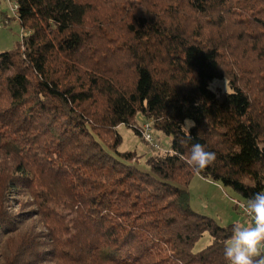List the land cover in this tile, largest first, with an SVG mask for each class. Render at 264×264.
Here are the masks:
<instances>
[{
	"label": "trees",
	"instance_id": "obj_1",
	"mask_svg": "<svg viewBox=\"0 0 264 264\" xmlns=\"http://www.w3.org/2000/svg\"><path fill=\"white\" fill-rule=\"evenodd\" d=\"M15 3L25 34L0 53V264H226L233 224L193 209L181 157L200 143L217 156L201 176L246 202L264 191V0ZM139 114L172 136L151 171L118 151L117 128L139 133Z\"/></svg>",
	"mask_w": 264,
	"mask_h": 264
},
{
	"label": "rangeland",
	"instance_id": "obj_2",
	"mask_svg": "<svg viewBox=\"0 0 264 264\" xmlns=\"http://www.w3.org/2000/svg\"><path fill=\"white\" fill-rule=\"evenodd\" d=\"M14 2L15 0H0V24L3 26L0 29V53L14 49L25 34L16 11L12 9ZM209 86L215 91H232L227 79H213L210 81ZM144 121L143 115L139 114L136 122L133 123L139 126ZM117 130L123 138L118 151L136 152L137 159L133 162L145 171H151V167L147 163V159L150 156L158 152H165L171 148L172 136L160 130L155 129L154 135L161 149L153 148L144 140L141 133H137L133 127L127 124L119 125ZM189 191L193 209L213 217L220 225L229 226L236 222H247L248 218L242 214L239 207L241 203H246V201L231 187H226L218 182L206 179L200 174H196L189 183ZM11 205H14V202H11ZM211 242V234L205 232L195 244L193 251L198 252Z\"/></svg>",
	"mask_w": 264,
	"mask_h": 264
},
{
	"label": "clouds",
	"instance_id": "obj_3",
	"mask_svg": "<svg viewBox=\"0 0 264 264\" xmlns=\"http://www.w3.org/2000/svg\"><path fill=\"white\" fill-rule=\"evenodd\" d=\"M192 127H195V122L191 120L181 125V129L189 134V140L192 138ZM181 159L194 174H200L215 164L217 156L202 144L193 143L190 154ZM239 207L248 219L246 223L236 222L232 225L231 237L223 249L226 264H264V191L255 192Z\"/></svg>",
	"mask_w": 264,
	"mask_h": 264
},
{
	"label": "built area",
	"instance_id": "obj_4",
	"mask_svg": "<svg viewBox=\"0 0 264 264\" xmlns=\"http://www.w3.org/2000/svg\"><path fill=\"white\" fill-rule=\"evenodd\" d=\"M12 9L14 11L17 9V4L15 2L12 5ZM1 27L2 25L0 24V29ZM135 126L138 127L139 133H141L146 142H148L155 149H161V146L154 135L155 128L152 121H144L141 125Z\"/></svg>",
	"mask_w": 264,
	"mask_h": 264
},
{
	"label": "bare ground",
	"instance_id": "obj_5",
	"mask_svg": "<svg viewBox=\"0 0 264 264\" xmlns=\"http://www.w3.org/2000/svg\"><path fill=\"white\" fill-rule=\"evenodd\" d=\"M3 27V26H2Z\"/></svg>",
	"mask_w": 264,
	"mask_h": 264
},
{
	"label": "crops",
	"instance_id": "obj_6",
	"mask_svg": "<svg viewBox=\"0 0 264 264\" xmlns=\"http://www.w3.org/2000/svg\"><path fill=\"white\" fill-rule=\"evenodd\" d=\"M207 179V178H206Z\"/></svg>",
	"mask_w": 264,
	"mask_h": 264
}]
</instances>
